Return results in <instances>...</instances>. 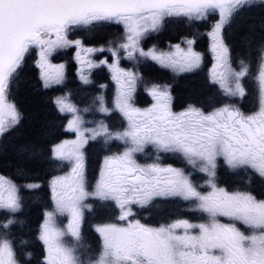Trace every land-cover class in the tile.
I'll use <instances>...</instances> for the list:
<instances>
[{
  "label": "snow or ice",
  "instance_id": "snow-or-ice-1",
  "mask_svg": "<svg viewBox=\"0 0 264 264\" xmlns=\"http://www.w3.org/2000/svg\"><path fill=\"white\" fill-rule=\"evenodd\" d=\"M0 264H264V0H0Z\"/></svg>",
  "mask_w": 264,
  "mask_h": 264
},
{
  "label": "trees",
  "instance_id": "trees-1",
  "mask_svg": "<svg viewBox=\"0 0 264 264\" xmlns=\"http://www.w3.org/2000/svg\"><path fill=\"white\" fill-rule=\"evenodd\" d=\"M48 94L49 93L40 91L38 87H36L34 77L29 74V77L21 83L18 99L26 112L33 119L39 121L46 114L49 116L51 114V108L49 104L45 102Z\"/></svg>",
  "mask_w": 264,
  "mask_h": 264
},
{
  "label": "rangeland",
  "instance_id": "rangeland-1",
  "mask_svg": "<svg viewBox=\"0 0 264 264\" xmlns=\"http://www.w3.org/2000/svg\"><path fill=\"white\" fill-rule=\"evenodd\" d=\"M175 42V41H174ZM167 46V43H166V45L164 46V47H166ZM166 75V77H167V73L165 74ZM192 78L191 77H181L180 78V80H179V85H178V87L180 86V88H183L184 87V85L186 84V82L187 81H189V80H191ZM77 99V98H76Z\"/></svg>",
  "mask_w": 264,
  "mask_h": 264
},
{
  "label": "flooded vegetation",
  "instance_id": "flooded-vegetation-1",
  "mask_svg": "<svg viewBox=\"0 0 264 264\" xmlns=\"http://www.w3.org/2000/svg\"><path fill=\"white\" fill-rule=\"evenodd\" d=\"M69 71H70V73H71L72 69L70 68ZM36 87H38V89H39V85H38V84H36ZM50 94H51V93H49L48 95H50ZM76 98H77V100L80 99V97H76ZM49 106H50V104H49ZM50 108H51V106H50Z\"/></svg>",
  "mask_w": 264,
  "mask_h": 264
}]
</instances>
